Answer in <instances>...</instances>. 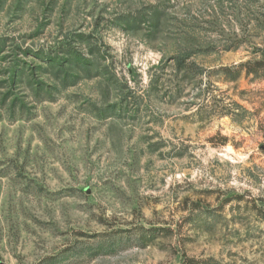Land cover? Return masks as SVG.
<instances>
[{
    "label": "rangeland",
    "instance_id": "1",
    "mask_svg": "<svg viewBox=\"0 0 264 264\" xmlns=\"http://www.w3.org/2000/svg\"><path fill=\"white\" fill-rule=\"evenodd\" d=\"M186 258L264 264V0H0V264Z\"/></svg>",
    "mask_w": 264,
    "mask_h": 264
},
{
    "label": "trees",
    "instance_id": "2",
    "mask_svg": "<svg viewBox=\"0 0 264 264\" xmlns=\"http://www.w3.org/2000/svg\"><path fill=\"white\" fill-rule=\"evenodd\" d=\"M260 63H261L260 61H254L252 63L250 61H247V62L241 63L239 65L241 67L247 68V71L248 70L255 71L256 68H259L261 66ZM225 70H228V69H225ZM181 264H205V263H203L202 261L193 259V258H186V259H183Z\"/></svg>",
    "mask_w": 264,
    "mask_h": 264
}]
</instances>
